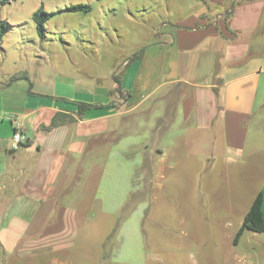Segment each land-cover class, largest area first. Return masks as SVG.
<instances>
[{
	"label": "crops",
	"instance_id": "obj_1",
	"mask_svg": "<svg viewBox=\"0 0 264 264\" xmlns=\"http://www.w3.org/2000/svg\"><path fill=\"white\" fill-rule=\"evenodd\" d=\"M235 4L211 21L203 11L177 21L140 56L127 63L138 50L117 63L110 81L99 84L109 97L91 101L76 87L69 95L31 91L46 99L30 96L17 111L0 106V117L11 116L13 130L29 141L15 147L11 135L0 147V189L7 190L0 195V243L6 252L28 243L71 248L81 225L95 216L89 209L97 208L105 173L101 156L91 158L88 170L84 156L102 147V136L117 142L136 134V127L145 126V143H158L147 150L152 168L159 174L186 169L181 173L193 175L195 190L210 193L212 216L221 206L232 210L245 191L243 218L258 192L264 216V0ZM149 47L159 51L160 81L152 88L151 73L141 71L145 61L153 62ZM123 67L118 90L114 76ZM82 99L92 105L81 113L76 102Z\"/></svg>",
	"mask_w": 264,
	"mask_h": 264
},
{
	"label": "rangeland",
	"instance_id": "obj_2",
	"mask_svg": "<svg viewBox=\"0 0 264 264\" xmlns=\"http://www.w3.org/2000/svg\"><path fill=\"white\" fill-rule=\"evenodd\" d=\"M235 1L0 3V20L7 22L0 37V106L17 111L30 96L46 99L31 91L49 93L61 89L69 95L76 87L82 97L92 98L91 101L109 97L108 89L99 84L110 81L107 75L117 63L158 40L163 36L159 33L175 29L177 21L202 11L208 21L214 20L217 15L227 14ZM76 4L89 5L90 10L68 9ZM38 7L49 14L43 38L38 36L32 18ZM130 17L136 20L131 21ZM261 24L264 32V10ZM148 52L150 58L154 57L153 62L145 61L141 71L151 73L147 86L152 88L160 81L159 51L153 48ZM166 52L171 54V49ZM21 71L28 76L18 77ZM145 103L154 104L151 100ZM2 113L0 147H7L13 126L11 118ZM136 129V134L117 142L102 136V147L84 156L85 170L92 157L101 156L105 173L100 180L97 208L89 209V215L95 216L90 224L81 225V233L71 248L52 249L20 242L21 246L8 253L0 243V264H264V232L244 230L233 244L250 191L243 192L232 210L221 206L212 216L207 207L210 193L196 191L193 175L181 173L186 169H163L159 174L158 169L152 168L147 150L157 148L158 143H152L153 139L145 143V126ZM3 169L0 156V179ZM6 191L0 189V195ZM216 192L219 190L213 195Z\"/></svg>",
	"mask_w": 264,
	"mask_h": 264
},
{
	"label": "trees",
	"instance_id": "obj_3",
	"mask_svg": "<svg viewBox=\"0 0 264 264\" xmlns=\"http://www.w3.org/2000/svg\"><path fill=\"white\" fill-rule=\"evenodd\" d=\"M12 0H0V3L4 4L7 2H10ZM69 10H84L89 11L90 7L89 5H83V4H76L68 7ZM32 18L35 22V28L37 31V34L39 37L43 38L45 35V22L49 19V14L42 8L38 7L36 10H34L32 14ZM7 25L6 20H0V37L5 31V27ZM142 53V50L136 52L131 59L128 60L131 61L133 58L140 56ZM124 71V67L121 69L120 73L114 76V80L118 83L117 89L120 90V74ZM78 105V111L83 112L88 107H91V103L88 102H82L77 101ZM58 118H53L52 125H56L58 122ZM29 141L26 140L24 144H28ZM262 192H258L255 198L253 199L248 211L246 212L242 223L240 224L239 228L237 229L234 237H233V244H236L240 235L243 233L244 230H250L254 232H264V216L262 212Z\"/></svg>",
	"mask_w": 264,
	"mask_h": 264
},
{
	"label": "built area",
	"instance_id": "obj_4",
	"mask_svg": "<svg viewBox=\"0 0 264 264\" xmlns=\"http://www.w3.org/2000/svg\"><path fill=\"white\" fill-rule=\"evenodd\" d=\"M11 118V116H9ZM14 146L17 147L25 141V137L19 129H14L12 133Z\"/></svg>",
	"mask_w": 264,
	"mask_h": 264
}]
</instances>
